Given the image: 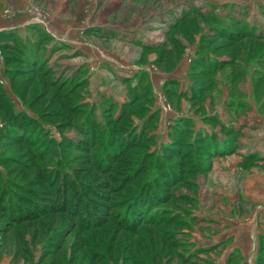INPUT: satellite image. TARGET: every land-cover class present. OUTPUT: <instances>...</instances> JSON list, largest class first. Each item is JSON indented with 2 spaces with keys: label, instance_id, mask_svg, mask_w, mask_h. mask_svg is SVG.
<instances>
[{
  "label": "rangeland",
  "instance_id": "obj_1",
  "mask_svg": "<svg viewBox=\"0 0 264 264\" xmlns=\"http://www.w3.org/2000/svg\"><path fill=\"white\" fill-rule=\"evenodd\" d=\"M0 264H264V0H0Z\"/></svg>",
  "mask_w": 264,
  "mask_h": 264
},
{
  "label": "trees",
  "instance_id": "obj_2",
  "mask_svg": "<svg viewBox=\"0 0 264 264\" xmlns=\"http://www.w3.org/2000/svg\"><path fill=\"white\" fill-rule=\"evenodd\" d=\"M200 59H202V58H200ZM192 92H193V94L194 93H196V90H195V88H192ZM119 120L117 119V120H114V122H118ZM5 123L7 122V124L5 125V129H6V131L5 132H13V130L12 129H10V127H14V126H12L13 124H21V123H23V124H25L26 122H22V121H19V119H18V116H16L15 114L14 115H12L11 116V118L10 119H7V120H5L4 121ZM92 123V122H91ZM17 127V126H16ZM14 129V128H13ZM114 129H111V131H113ZM180 133H178L177 134V137H178V143H179V141H180V138H182L183 136H184V138H185V136H186V134H187V131H186V129H185V127H183V129L182 130H180L179 131ZM85 133H87V131L85 132ZM185 133V134H184ZM181 134V135H180ZM130 137V136H129ZM111 138V137H110ZM113 138V137H112ZM111 138V139H112ZM124 138V137H123ZM132 137H130V139H131ZM116 139H118V142L117 141H115ZM129 139V138H128ZM197 140V139H196ZM106 142V141H105ZM116 143H119V138H114V145L113 146H116V148L115 149H110V150H106V148H107V146H109V145H106L105 143H100V148H99V150L97 151V153H98V161L96 160V164L99 166L100 165V161H99V158L101 159H103L104 160V158L105 157H115V155L116 154H119L120 152H121V150H120V147H118L117 145H116ZM109 144V143H108ZM192 143H190V145H191ZM187 145H189V144H187ZM120 146V145H119ZM197 151L198 150H200L199 148H197L196 149ZM115 151V152H114ZM91 152V151H90ZM172 152L173 153H176V149L174 148V150L172 149ZM172 152H171V154H169V155H172ZM198 153V152H197ZM199 160V159H198ZM131 161H133V160H130V162ZM115 164V163H114ZM169 167H166V169L167 170H171V171H174L173 170V165L171 164V165H168ZM134 168L135 167H133V169H132V171L133 172H135L134 171ZM136 169V168H135ZM131 171V172H132ZM129 174V173H128ZM170 177H171V175H170ZM152 178H153V180H157V175H154V177L152 176ZM62 188V187H61ZM137 194V195H136ZM132 198H134V202H136V203H139L138 204V206H140V207H142V209L145 211V210H147V208L149 207V204H147V203H144V202H142V203H140L139 201L141 200L140 199V193H138V191L136 192V193H134L133 194V196H132ZM143 198L144 199H146V196H143ZM134 211H135V209H134ZM133 211V212H134ZM143 222H144V224H145V221L143 220Z\"/></svg>",
  "mask_w": 264,
  "mask_h": 264
}]
</instances>
